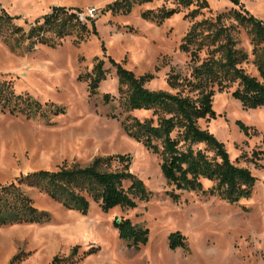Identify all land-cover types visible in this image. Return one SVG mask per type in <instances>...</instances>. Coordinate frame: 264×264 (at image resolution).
<instances>
[{
  "label": "rangeland",
  "instance_id": "1",
  "mask_svg": "<svg viewBox=\"0 0 264 264\" xmlns=\"http://www.w3.org/2000/svg\"><path fill=\"white\" fill-rule=\"evenodd\" d=\"M109 1L0 0L23 27L51 5L79 11L93 7L96 30L79 41L71 33L56 45L36 43L30 50H23L19 40L12 46L15 40L9 44L0 38V77L11 79L16 92H26L42 105L62 107L50 111L48 121L37 115L0 111V182L30 169L54 168L63 160L85 164L93 155L119 152L129 154L128 169L142 180L150 195L136 200L133 207L114 205L107 210L90 201L85 212H80L36 188L22 186L33 204L48 213V219L0 225V264H49L53 257V264H264V104L245 108L229 91H217L211 103L214 116L200 120L223 142L230 159L253 175L249 194L230 202L217 194L173 190L178 194L172 198L158 156L120 125L123 113L116 100V77L106 55L134 74L153 73L145 82L147 87L166 89V72L188 67V54L178 49V43L191 20L185 16L187 8L159 23L139 15L140 10L155 8L162 0L134 5L127 13L104 9ZM239 1L264 19V0ZM207 3L195 18L238 7L230 0ZM85 22L89 27V21ZM236 37L238 45L249 51L242 27ZM94 57L104 59L108 72L89 95L86 80L77 75L91 68ZM243 65L254 72L249 63ZM103 92L114 98L103 101ZM130 113L142 116L146 111ZM236 120L246 125V131ZM211 183L202 179L203 188ZM117 216L147 227L145 242L133 246L119 238L112 225ZM173 230L183 235L185 247L168 246L167 234Z\"/></svg>",
  "mask_w": 264,
  "mask_h": 264
},
{
  "label": "trees",
  "instance_id": "2",
  "mask_svg": "<svg viewBox=\"0 0 264 264\" xmlns=\"http://www.w3.org/2000/svg\"><path fill=\"white\" fill-rule=\"evenodd\" d=\"M152 0H110L104 9L111 13H127L134 5ZM155 8H144L139 15L161 22L165 17L187 8L185 16L191 22L178 43V49L188 54L186 71L169 70L165 74L166 89L149 88L145 82L153 73L134 72L106 55L116 77V100L123 115L122 129L159 158V169L173 190H195L217 194L232 202L247 196L254 177L247 167L230 159L223 142L200 124L214 116L212 98L217 91H229L242 107L264 104V19L252 14L239 0H230L238 7L195 18L207 0H162ZM168 1L171 5L164 4ZM75 7L51 5L49 10L34 18L26 27L14 21L0 5V38L12 46L21 41L23 50L36 43L56 45L64 35L73 33L75 41L89 32L96 33L94 18H77ZM242 27L250 45L249 51L238 45L236 32ZM11 44V43H9ZM105 56V55H104ZM249 63L254 72L247 71ZM108 66L104 59L94 57L91 68L77 75L86 80L88 94L96 92L98 83L106 77ZM107 102L114 98L108 92L101 95ZM44 102L26 92H16L11 79L0 77V111L23 117L39 116L48 121L49 112L61 111V106ZM134 109L145 110L142 116L131 114ZM240 129L246 125L236 120ZM260 150V149H259ZM128 153L96 154L85 164L63 160L54 168H34L0 182V225L42 222L48 213L37 208L22 186H30L45 193L67 208L85 212L90 201L102 210L118 205L133 207L138 199H147L150 190L128 169ZM202 179L211 185L202 187ZM119 238L137 246L146 240L147 227L117 216L112 220ZM170 248L185 247L178 230L169 231ZM91 249L88 248L89 251ZM53 257L49 264H53Z\"/></svg>",
  "mask_w": 264,
  "mask_h": 264
},
{
  "label": "built area",
  "instance_id": "3",
  "mask_svg": "<svg viewBox=\"0 0 264 264\" xmlns=\"http://www.w3.org/2000/svg\"><path fill=\"white\" fill-rule=\"evenodd\" d=\"M95 14V9L93 7H86L83 11H76L77 18L80 21L86 20L88 17H92Z\"/></svg>",
  "mask_w": 264,
  "mask_h": 264
}]
</instances>
